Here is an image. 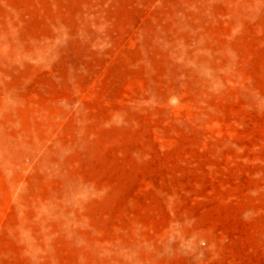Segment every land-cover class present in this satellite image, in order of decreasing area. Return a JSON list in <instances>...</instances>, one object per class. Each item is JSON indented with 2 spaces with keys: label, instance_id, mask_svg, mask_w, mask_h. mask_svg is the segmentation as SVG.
I'll use <instances>...</instances> for the list:
<instances>
[{
  "label": "rangeland",
  "instance_id": "obj_1",
  "mask_svg": "<svg viewBox=\"0 0 264 264\" xmlns=\"http://www.w3.org/2000/svg\"><path fill=\"white\" fill-rule=\"evenodd\" d=\"M0 264H264V0H0Z\"/></svg>",
  "mask_w": 264,
  "mask_h": 264
}]
</instances>
